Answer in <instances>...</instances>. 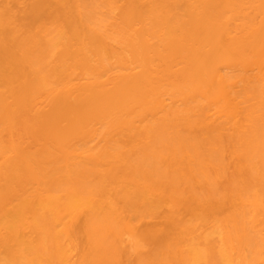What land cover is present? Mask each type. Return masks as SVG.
<instances>
[{
  "label": "bare ground",
  "instance_id": "6f19581e",
  "mask_svg": "<svg viewBox=\"0 0 264 264\" xmlns=\"http://www.w3.org/2000/svg\"><path fill=\"white\" fill-rule=\"evenodd\" d=\"M136 1L126 0L109 38L83 20L74 0H0V243L17 241L11 264L19 263L20 246L33 248L24 237L37 221L53 241L55 264H82L53 228L60 227L69 241L83 217L81 229L103 251L92 264H112L118 250L127 248L124 236L142 215L122 210L132 198L127 187L138 186L114 174L122 154L112 149L120 143L153 148L161 133L193 126L214 132L232 124L245 134V150L262 157L258 176L264 175L262 103L236 90L239 83L255 82L264 93V0H159L150 11L151 26ZM47 26L63 36L60 73L52 81L39 79L25 55L35 29L45 33ZM101 175L108 180L101 196L117 213L118 230L83 210L88 201L96 202L86 188ZM31 196L41 213L27 203ZM169 203V226L199 236L209 251L206 264H264L260 196L231 203L219 226L224 254L213 263L208 228L179 218V202ZM167 250L173 264H195L182 244L170 243Z\"/></svg>",
  "mask_w": 264,
  "mask_h": 264
},
{
  "label": "rangeland",
  "instance_id": "374dc122",
  "mask_svg": "<svg viewBox=\"0 0 264 264\" xmlns=\"http://www.w3.org/2000/svg\"><path fill=\"white\" fill-rule=\"evenodd\" d=\"M74 1L83 20L109 38L113 37L115 27L121 22V13L127 10L126 0ZM158 1L137 0L134 4L143 13L146 26L153 24L150 11L156 8ZM35 33L36 40L25 55L39 79L52 81L60 73L59 51L63 36L51 26H47L45 33H40L38 29ZM86 51L94 61L96 57L91 47H87ZM102 56L107 63L112 62L107 52H102ZM232 74L241 73L235 71ZM236 90L245 100L249 97L252 101L261 102L260 111L264 112V93L258 84L239 83ZM245 141L244 133L234 125L226 124L223 129L214 132L193 126L188 130L181 129L177 134L161 133L152 140L153 148L129 147L125 143L114 147L113 153L122 154L121 159L113 164L114 174L119 178H132L138 186L127 187L132 198L127 208H122L123 213L127 216L140 214L142 218L135 222L132 234L124 236L127 248L118 250L112 264H173V255L168 252L167 246L174 242L183 245L189 261L206 264L209 251L202 247L199 236H191L181 228L169 226L164 212L170 205V199L179 202V218L208 228V239L213 240L214 247L209 260L211 263L220 261L221 252L224 254L225 249L220 241L219 226L231 203L239 196L258 195L264 199V175L261 178L258 176L262 170V157L252 149L245 150ZM189 160L192 161L190 166ZM103 177L101 175L87 185L86 189L92 192L96 202L88 201L83 210L104 220V224L111 229L118 230L120 220L117 213L108 205V199L101 196V192L107 191L102 182L108 184ZM147 183L155 192L144 188ZM27 203L34 204V213H41V204L36 197L31 196ZM12 213L13 208L6 219ZM85 219L81 218L80 224L74 226L69 241L60 227L53 228V233L59 241L69 242L76 261L92 264L93 259L103 255V251L81 229ZM149 226L154 227L152 232H147L146 227ZM5 230L8 231L7 228ZM24 240L33 248L20 246L16 249L18 264H55L53 241L38 221L34 230H28ZM16 242L5 240L0 243V264H11V249ZM252 249V244L247 247L248 252Z\"/></svg>",
  "mask_w": 264,
  "mask_h": 264
}]
</instances>
